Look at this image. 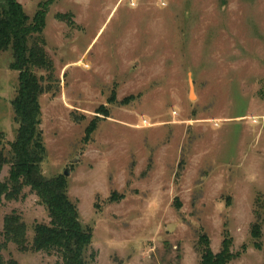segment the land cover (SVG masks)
<instances>
[{"label":"rangeland","instance_id":"1","mask_svg":"<svg viewBox=\"0 0 264 264\" xmlns=\"http://www.w3.org/2000/svg\"><path fill=\"white\" fill-rule=\"evenodd\" d=\"M16 1L30 19L45 8L53 81L35 71L40 169L64 178L92 231L87 264H200L203 235L213 253L230 238L240 255L229 264H264V0ZM11 62L0 53L5 156L17 129ZM13 211L31 245L46 209L24 188L3 200L0 231ZM2 255L61 264L12 243Z\"/></svg>","mask_w":264,"mask_h":264},{"label":"trees","instance_id":"2","mask_svg":"<svg viewBox=\"0 0 264 264\" xmlns=\"http://www.w3.org/2000/svg\"><path fill=\"white\" fill-rule=\"evenodd\" d=\"M44 26L45 8L30 19L16 0H1L0 53L10 51L12 62L9 69L18 73V88L11 101L17 129L15 139L9 143L8 156L2 152L0 134V174L3 166H9L7 179L0 180V207L3 200L16 201L21 191L29 188L46 209L49 224L34 226L29 245L26 225L21 217L14 211L6 215L0 231V264H18L2 255L10 243L21 253L29 250L54 253L61 264H87V252L91 245L92 231L80 223L77 207L68 198L64 178H46L40 169L44 147L39 129L38 99L46 88L42 85L44 78L37 77L35 71L46 73L47 81H53V63L46 54L42 38ZM259 236L255 226L252 237L255 240ZM198 244L200 264H229L240 255L231 252L232 242L228 237L223 239L218 253L211 251L204 235L199 237ZM254 246L260 249L256 242Z\"/></svg>","mask_w":264,"mask_h":264},{"label":"water","instance_id":"3","mask_svg":"<svg viewBox=\"0 0 264 264\" xmlns=\"http://www.w3.org/2000/svg\"><path fill=\"white\" fill-rule=\"evenodd\" d=\"M63 174H64V176H67L68 175V172L67 171H64Z\"/></svg>","mask_w":264,"mask_h":264}]
</instances>
